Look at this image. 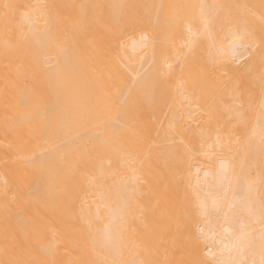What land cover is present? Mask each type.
Returning <instances> with one entry per match:
<instances>
[{
    "label": "bare ground",
    "instance_id": "6f19581e",
    "mask_svg": "<svg viewBox=\"0 0 264 264\" xmlns=\"http://www.w3.org/2000/svg\"><path fill=\"white\" fill-rule=\"evenodd\" d=\"M0 264H264V0H0Z\"/></svg>",
    "mask_w": 264,
    "mask_h": 264
}]
</instances>
